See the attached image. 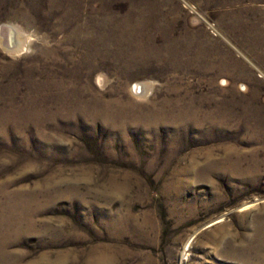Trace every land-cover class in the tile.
I'll use <instances>...</instances> for the list:
<instances>
[{
    "label": "rangeland",
    "instance_id": "rangeland-1",
    "mask_svg": "<svg viewBox=\"0 0 264 264\" xmlns=\"http://www.w3.org/2000/svg\"><path fill=\"white\" fill-rule=\"evenodd\" d=\"M0 264H264V0H0Z\"/></svg>",
    "mask_w": 264,
    "mask_h": 264
},
{
    "label": "bare ground",
    "instance_id": "bare-ground-1",
    "mask_svg": "<svg viewBox=\"0 0 264 264\" xmlns=\"http://www.w3.org/2000/svg\"><path fill=\"white\" fill-rule=\"evenodd\" d=\"M14 32L15 31L9 26H2L1 27V37L3 38V40L6 43L10 44V46H13V49H15V48L17 49L18 48L17 42H16V40L14 39V36H13ZM15 44H16V47L14 46ZM135 88L141 90L142 94H144L145 91H146V87L144 85H141V84H137L135 86ZM101 259H104V258H101Z\"/></svg>",
    "mask_w": 264,
    "mask_h": 264
}]
</instances>
